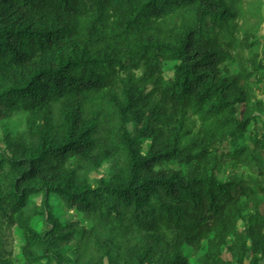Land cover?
I'll return each instance as SVG.
<instances>
[{
  "label": "trees",
  "instance_id": "1",
  "mask_svg": "<svg viewBox=\"0 0 264 264\" xmlns=\"http://www.w3.org/2000/svg\"><path fill=\"white\" fill-rule=\"evenodd\" d=\"M263 6L0 0V264H264Z\"/></svg>",
  "mask_w": 264,
  "mask_h": 264
},
{
  "label": "rangeland",
  "instance_id": "2",
  "mask_svg": "<svg viewBox=\"0 0 264 264\" xmlns=\"http://www.w3.org/2000/svg\"><path fill=\"white\" fill-rule=\"evenodd\" d=\"M256 15H258L260 18L258 21H256L253 24V28L255 31V35H256V39H258L261 43L260 45H257L253 48L254 51L260 52L262 51L263 47H262V42L264 41V6L261 10L256 11ZM169 71H170V77L172 76V71L169 67H171V64H167L166 66ZM257 97L263 98L262 96V92L261 91H257L256 92ZM259 99V98H258ZM262 111L264 112V108L262 109ZM3 124H6L9 130L12 131H18L23 129V121L20 117L17 116H13L11 119L9 120H5L3 122ZM259 134L261 135V128L258 127L257 128ZM252 135H248L246 137L245 140L241 141L242 142H246V143H250V140ZM244 169L241 168L237 173L235 174H231L232 172L230 171H223L220 173L221 177L223 179H226V177H228L229 175H233V176H237L238 174H240L241 172H243ZM264 184V180L262 182ZM51 211L53 213V215L55 216V218L60 221L63 225H66V223H75L79 220V222L82 225H89L88 222L83 220V215L82 213H79L75 210H71V211H67L64 208L60 207V201L58 200V198L51 196ZM259 199L261 200V202H263L262 204V208L264 209V195H260ZM39 198H34L33 201L36 202L38 201ZM31 223L33 225H36L39 223V219L37 218H32ZM238 233L241 234L244 230L243 225L241 223H239L238 227H237ZM4 238L6 239V242L8 244V246L10 247V249L13 251L14 256L19 252V246H20V242H21V232L14 226L12 225H8L7 228L5 229L4 233H3ZM223 258L225 260H229L230 257L229 255L226 253V248L223 247ZM190 263L194 264L193 260L190 261Z\"/></svg>",
  "mask_w": 264,
  "mask_h": 264
}]
</instances>
